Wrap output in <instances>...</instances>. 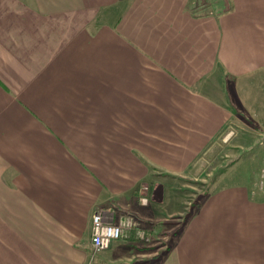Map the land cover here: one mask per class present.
Wrapping results in <instances>:
<instances>
[{"label": "crops", "instance_id": "0c3cea01", "mask_svg": "<svg viewBox=\"0 0 264 264\" xmlns=\"http://www.w3.org/2000/svg\"><path fill=\"white\" fill-rule=\"evenodd\" d=\"M231 1L0 0V264H264L257 179L178 190L264 72V0ZM97 212L139 226L95 253Z\"/></svg>", "mask_w": 264, "mask_h": 264}, {"label": "rangeland", "instance_id": "374dc122", "mask_svg": "<svg viewBox=\"0 0 264 264\" xmlns=\"http://www.w3.org/2000/svg\"><path fill=\"white\" fill-rule=\"evenodd\" d=\"M189 10L197 17L218 20L233 11V3L231 0H192ZM239 83L229 88L233 120L211 149L190 168L188 178L178 183V190L185 198L186 214L228 181L254 178L264 187V72L251 75L246 83ZM227 175L230 176L227 180L222 178ZM186 214L179 219L186 218ZM180 224L182 226L183 222Z\"/></svg>", "mask_w": 264, "mask_h": 264}, {"label": "built area", "instance_id": "2783aa9c", "mask_svg": "<svg viewBox=\"0 0 264 264\" xmlns=\"http://www.w3.org/2000/svg\"><path fill=\"white\" fill-rule=\"evenodd\" d=\"M144 205L149 204V198L142 199ZM138 222L133 218H124L118 224L112 221V217L104 212H97L92 218L91 246L95 253L109 249L114 241L123 238L125 232L137 229ZM144 236V233H140Z\"/></svg>", "mask_w": 264, "mask_h": 264}, {"label": "water", "instance_id": "95a60500", "mask_svg": "<svg viewBox=\"0 0 264 264\" xmlns=\"http://www.w3.org/2000/svg\"><path fill=\"white\" fill-rule=\"evenodd\" d=\"M163 196H164V187L159 184L155 187L152 195V200L155 203H161L163 201Z\"/></svg>", "mask_w": 264, "mask_h": 264}]
</instances>
